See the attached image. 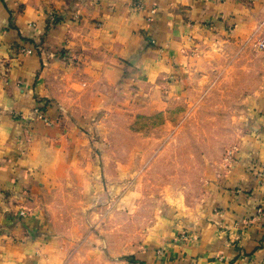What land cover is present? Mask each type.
I'll use <instances>...</instances> for the list:
<instances>
[{"label":"crops","instance_id":"0c3cea01","mask_svg":"<svg viewBox=\"0 0 264 264\" xmlns=\"http://www.w3.org/2000/svg\"><path fill=\"white\" fill-rule=\"evenodd\" d=\"M262 44L264 0H0V264H264ZM205 105L229 145L162 134Z\"/></svg>","mask_w":264,"mask_h":264},{"label":"rangeland","instance_id":"374dc122","mask_svg":"<svg viewBox=\"0 0 264 264\" xmlns=\"http://www.w3.org/2000/svg\"><path fill=\"white\" fill-rule=\"evenodd\" d=\"M263 59L262 57L258 56V72H259V79L258 82H260L261 76L262 74H264V66H261V63H263ZM238 80V79H237ZM236 80V81H237ZM237 82H239L241 84V86L243 88H245V86L247 88L253 87L255 79L252 77L250 80L249 79H244L241 78L239 79ZM194 119L196 121H198L196 124H193L192 126H179V127H171L169 125H166L165 131H162V134L167 133L166 135L169 136V134H171L173 131L177 132L179 135H183L182 140L178 143V148L179 149H193L194 152H199L201 151V149H203L204 147V143H203V136L204 135H209L211 139L213 140H218L222 143H224L226 146L229 145V136L231 135V131L229 126L224 125V126H218L215 124V119L216 116L218 117H223L224 114L219 113L217 110H212L209 109V107L207 105L205 106H201L199 109H197L195 111V113H193ZM185 117V115H183V118ZM169 119L168 115L166 116H162V120L163 119ZM202 121H207L209 124H201L200 122ZM134 128V127H133ZM132 128V129H133ZM149 128V127H148ZM151 128V127H150ZM163 129V128H162ZM189 135H193V138H189ZM188 136V137H187ZM115 144V143H114ZM160 144V147H159ZM175 143L171 144L170 143V139L167 138L166 140H162L160 143H158V145H150L148 147H150V149H162L165 148L167 146V150L173 149V145ZM117 146V144H115ZM131 149H130V153H135V155L137 154V150L134 149L135 146H137V143H130ZM140 146H143L140 144ZM133 150V151H132ZM139 156V155H138ZM167 160L166 158H148V159H143L140 157H129L127 159H125L126 163L130 164V174L128 175L127 178H125L124 181L127 180V182H129V186L132 187L133 190L142 193L143 196L146 193V198L149 200H153V199H159L160 193H161V198L163 199L162 201L169 200L171 195L174 196H179L182 199H188V201H195L198 197V195H200V190L199 189H193L191 191H189V194L194 196V198L190 197V195L186 196V191L184 190H169V189H159V187L154 188L153 185L159 186L162 185V187H166L170 185V180L169 177L170 175L164 171L163 169H161L162 173H154L151 172L150 174H145L143 171V168L146 164V162H149L150 164H152V162L157 161V165L160 166L162 165L161 163L163 161ZM123 177V175H122ZM149 178V179H148ZM154 179L156 180V184L154 183ZM144 183H148V185H150V187L148 189H144L143 188V184ZM196 183V181H195ZM130 189V190H132ZM138 195V194H137ZM197 195V197H196ZM192 198V199H191ZM153 204V202H151ZM153 209V207L151 208Z\"/></svg>","mask_w":264,"mask_h":264},{"label":"built area","instance_id":"2783aa9c","mask_svg":"<svg viewBox=\"0 0 264 264\" xmlns=\"http://www.w3.org/2000/svg\"><path fill=\"white\" fill-rule=\"evenodd\" d=\"M138 6H139V2L137 1V2H135V7H138ZM153 13H154L153 10L150 11V14H153ZM260 47L263 48L264 45L262 44V45H260ZM37 112H38V110H37ZM39 115H40V114H39ZM40 118H42V119L46 122V124H49V120H48L46 117H44L43 115H40ZM20 214L22 215L23 213H20ZM257 215H258L259 217H264V210L259 209V210L257 211Z\"/></svg>","mask_w":264,"mask_h":264},{"label":"trees","instance_id":"16d2710c","mask_svg":"<svg viewBox=\"0 0 264 264\" xmlns=\"http://www.w3.org/2000/svg\"><path fill=\"white\" fill-rule=\"evenodd\" d=\"M56 22H58V19L56 17H53L52 23L55 24Z\"/></svg>","mask_w":264,"mask_h":264}]
</instances>
